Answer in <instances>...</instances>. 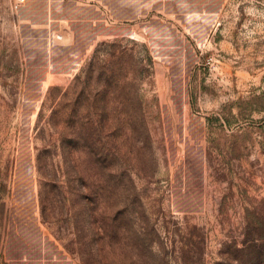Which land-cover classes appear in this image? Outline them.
Listing matches in <instances>:
<instances>
[{
	"label": "rangeland",
	"instance_id": "obj_1",
	"mask_svg": "<svg viewBox=\"0 0 264 264\" xmlns=\"http://www.w3.org/2000/svg\"><path fill=\"white\" fill-rule=\"evenodd\" d=\"M16 3L0 264H264V0Z\"/></svg>",
	"mask_w": 264,
	"mask_h": 264
},
{
	"label": "built area",
	"instance_id": "obj_2",
	"mask_svg": "<svg viewBox=\"0 0 264 264\" xmlns=\"http://www.w3.org/2000/svg\"><path fill=\"white\" fill-rule=\"evenodd\" d=\"M25 3V0H17L16 7L21 6ZM64 39V34L63 33H55V32H50L48 34V41L49 43H56L59 41H62Z\"/></svg>",
	"mask_w": 264,
	"mask_h": 264
},
{
	"label": "crops",
	"instance_id": "obj_3",
	"mask_svg": "<svg viewBox=\"0 0 264 264\" xmlns=\"http://www.w3.org/2000/svg\"><path fill=\"white\" fill-rule=\"evenodd\" d=\"M66 30L64 31V33L66 34V41H73L74 37H73V31L72 28H66L64 27Z\"/></svg>",
	"mask_w": 264,
	"mask_h": 264
},
{
	"label": "trees",
	"instance_id": "obj_4",
	"mask_svg": "<svg viewBox=\"0 0 264 264\" xmlns=\"http://www.w3.org/2000/svg\"><path fill=\"white\" fill-rule=\"evenodd\" d=\"M89 123V122H88ZM90 124V123H89ZM39 170H41V169H39ZM2 185H0V187H1ZM2 189L0 188V191H1ZM1 194V193H0ZM0 199H1V196H0Z\"/></svg>",
	"mask_w": 264,
	"mask_h": 264
}]
</instances>
